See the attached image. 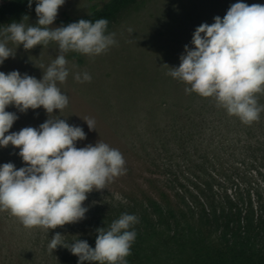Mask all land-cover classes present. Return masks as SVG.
<instances>
[{"label": "rangeland", "instance_id": "obj_1", "mask_svg": "<svg viewBox=\"0 0 264 264\" xmlns=\"http://www.w3.org/2000/svg\"><path fill=\"white\" fill-rule=\"evenodd\" d=\"M92 1L0 32V264H174L264 220L263 2L142 0L76 62L58 20Z\"/></svg>", "mask_w": 264, "mask_h": 264}, {"label": "trees", "instance_id": "obj_2", "mask_svg": "<svg viewBox=\"0 0 264 264\" xmlns=\"http://www.w3.org/2000/svg\"><path fill=\"white\" fill-rule=\"evenodd\" d=\"M54 1L56 0H0V32L15 28ZM141 1L94 0L88 5L85 14L61 17L58 20L60 28L71 35L62 39L66 55L78 62L81 40L105 33L122 14ZM261 1L264 4V0ZM41 37L44 41L51 38L48 34ZM213 218L214 223L219 226L220 242L199 249L193 246L186 256L174 264H264L263 219L251 217L243 223L239 214L230 213L222 215L223 221L219 225L217 220L220 216L213 215ZM112 246V251L101 259L100 264H143L139 250L131 244Z\"/></svg>", "mask_w": 264, "mask_h": 264}]
</instances>
